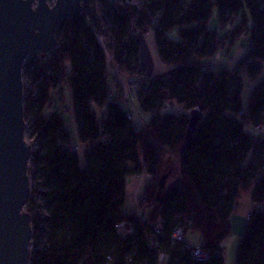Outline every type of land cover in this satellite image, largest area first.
Returning a JSON list of instances; mask_svg holds the SVG:
<instances>
[{
  "label": "trees",
  "instance_id": "obj_1",
  "mask_svg": "<svg viewBox=\"0 0 264 264\" xmlns=\"http://www.w3.org/2000/svg\"><path fill=\"white\" fill-rule=\"evenodd\" d=\"M123 1L100 0L94 28L85 15L65 20L48 65L32 70L36 94L26 102V115L38 145L32 168L42 192L27 204L31 212L38 209L30 264H158L160 254L168 256L166 264H224L221 247L246 190L256 207L236 264H264V140L246 129L264 125V81L254 84L264 62V0H140L138 7L120 8ZM215 9L222 26L238 19L227 33L209 26ZM149 29L168 77L149 76L142 64L133 33ZM242 36L248 56L232 70L213 71L216 53ZM116 70L138 83L139 105L153 114L143 129L128 117ZM111 75L117 91L109 85ZM245 78L254 84L246 110ZM65 89L86 147L81 157L63 116L51 111ZM168 102L203 115L191 136L190 113H170ZM99 109H106L101 117ZM162 152H179L181 178L158 198ZM144 173L151 181L138 201L140 213L126 210L127 181ZM38 195L39 206L33 200ZM124 222L129 235L117 231ZM178 227L185 237L190 231L202 236L208 260L196 261L187 239L173 242Z\"/></svg>",
  "mask_w": 264,
  "mask_h": 264
},
{
  "label": "water",
  "instance_id": "obj_2",
  "mask_svg": "<svg viewBox=\"0 0 264 264\" xmlns=\"http://www.w3.org/2000/svg\"><path fill=\"white\" fill-rule=\"evenodd\" d=\"M90 0H0V264H30L33 228L24 212L30 200L32 146L25 139L23 69L28 58L58 48L57 29L81 16ZM169 173L158 181L159 198Z\"/></svg>",
  "mask_w": 264,
  "mask_h": 264
},
{
  "label": "rangeland",
  "instance_id": "obj_3",
  "mask_svg": "<svg viewBox=\"0 0 264 264\" xmlns=\"http://www.w3.org/2000/svg\"><path fill=\"white\" fill-rule=\"evenodd\" d=\"M36 2L38 0H35ZM188 2L189 0H184ZM56 0H47V3L49 6L54 5ZM238 22V19L235 18L233 22L229 21L225 26H222L218 17V11L217 9L214 10L213 16L209 22V26L212 29H219L222 33H227L230 31L234 25ZM60 30V26L57 29V32ZM62 33L60 32V35ZM62 36V35H61ZM61 36H57V41L59 42V39ZM173 40H177V34L176 32H172L169 35ZM139 38L141 39V45H142V56L150 70V76L153 77H168L170 74L169 67L162 62L160 59L159 53H158V44L155 38V33L153 30H149L147 32L140 31ZM248 49V42L246 36H242L239 40H237L233 46H226L225 49H220L214 59L213 62L214 67L216 70L226 68L228 70H232L239 61L246 58L249 54ZM50 55H43L38 54L36 57L28 58L25 67L23 69V83H24V116H25V122H26V132H25V139L27 144L32 146V156L31 160L29 162V181H30V188H31V195L30 200L32 199L33 195H35L36 192H42V188L39 186L38 177L34 175L33 168H32V159L33 154L37 150L38 145L37 141L34 138L33 135H31V128H30V118L27 117L26 113V102L28 103L29 100H31L35 94H36V86L37 81L33 78V71L37 67H41L44 64L47 66V62L50 59ZM33 70V71H32ZM117 71V70H116ZM119 73L118 80L120 82V91L124 89L125 91V100L123 101V106L128 110H131L133 112V118H134V126L137 129H143L147 124L150 123V120L153 116L152 113L145 112L141 109L138 99L136 97L135 89L133 88V85L131 84L132 78L127 75V73H122L120 71H117ZM55 73L54 67L49 66L48 68V75L53 76ZM264 81V62L262 64V67L259 70V74L256 77V80L254 81V84L262 83ZM117 82V81H116ZM137 83V82H136ZM251 81L247 78L244 79V87H243V94H242V102L245 110L248 107L249 98L252 94L253 87L251 85ZM135 84V83H134ZM109 85L113 91H117V85L115 83L114 76L111 75L109 78ZM123 87V89H122ZM133 91V92H132ZM167 110L170 113L180 114V113H190L187 109L184 108L183 105L178 104L176 102H168L167 104ZM51 111H58L64 118L66 129L70 132L72 142H76L75 137V131L73 127V112H72V99H71V93L70 90L65 89L62 94L57 96V99L53 102V107H51ZM102 110H98V116L101 117ZM191 124L189 128V136L192 135L194 132V129L197 124V118L195 114H191ZM247 131L256 134L252 128L247 126ZM79 149V148H78ZM80 153V151H79ZM81 157V153H80ZM168 171V172H167ZM166 173H169V177L166 182V189H169L170 187L174 186V182L181 178V162H180V155L179 152H170V153H161V166L159 169V175L160 177ZM159 177V179H160ZM158 179V181H159ZM151 181V177L148 173H144L141 176H133L130 177L127 181V194L128 197L126 199L125 203V209L129 210L131 212H138V201L141 199L146 191L147 184ZM250 190L242 191L240 196L237 198L238 207L237 211H235L234 215L236 214L239 216L242 213V208L244 205V198L242 196L244 194L250 193ZM29 200V202H30ZM34 202L37 206L40 205V195L34 196ZM29 202L27 204H29ZM24 212L28 213L31 216V221L37 213L38 209L35 212H31L28 210L27 205L24 207ZM233 218V216H232ZM33 228V223H32ZM242 237V236H241ZM241 237L239 238V241L241 240ZM187 243L193 247L198 248L201 247L203 244V238L202 236L197 232H188L186 235ZM238 241V242H239ZM33 245L34 240L32 239L31 242V255L33 252ZM237 243V236L232 234L223 242L222 244V253L224 257V264H236V251L238 248Z\"/></svg>",
  "mask_w": 264,
  "mask_h": 264
},
{
  "label": "crops",
  "instance_id": "obj_4",
  "mask_svg": "<svg viewBox=\"0 0 264 264\" xmlns=\"http://www.w3.org/2000/svg\"><path fill=\"white\" fill-rule=\"evenodd\" d=\"M135 32V31H134ZM139 33L140 32H135V39L137 41V43L139 44L140 46V55H141V58H142V64L143 66L146 68L147 72H148V75L150 76V70L142 56V45H141V39L139 38ZM110 58V55H108V59ZM108 63V68L111 70V71H114L116 68V66L114 65V63L112 62L111 58L109 59V61L107 62ZM214 62L212 61V64H211V68L213 71L215 72H219L221 70H228L226 68H222V69H218L216 70L215 67H214ZM170 75V74H169ZM116 85H117V82L115 81ZM252 87H254V84L251 83ZM123 89V87H122ZM133 92V91H132ZM120 94H123L125 95V91L124 89L122 91H120ZM129 110V109H128ZM132 115H133V112L131 110H129ZM72 112H73V108H72ZM102 114H105L106 113V109H103L102 111ZM192 115L195 114L197 115L196 118H197V124H196V127L197 125L199 124V122L201 121V119L203 118V115L198 112L197 110L195 111H191L190 112ZM133 121H134V118H133ZM73 127H74V131H75V139H76V142H72V146L75 147L78 152L80 151L81 155L84 154L85 150H86V147L81 145L79 143V140H78V135H77V128L75 126V123H74V118H73ZM195 127V128H196ZM252 128V127H251ZM195 130V129H194ZM252 130H254V132L256 133L255 135L257 136V139L258 140H262L261 138V135L254 129L252 128ZM79 148V149H78ZM168 172V171H167ZM151 177V176H150ZM251 191V190H250ZM241 194V193H240ZM239 194V196H240ZM238 196V197H239ZM245 197V198H244ZM242 198H244V205H243V210H242V213L237 216L236 214L234 215L233 214V218L231 217V226H232V231H233V235H236L237 236V243L239 244V238L242 236H244V234L246 233L247 231V228H248V224H249V217H250V214L251 212L253 211V209L256 207V205L254 204L253 200H252V191L250 193H246L242 196ZM258 207H261V205H258ZM237 208L238 207V202L236 201V204H235V211H237ZM138 209H139V205H138ZM138 212L140 213V209L138 210ZM232 234V233H231ZM241 237V238H242ZM239 241V242H238ZM203 245V244H202ZM222 249V247H221ZM237 252V251H236Z\"/></svg>",
  "mask_w": 264,
  "mask_h": 264
},
{
  "label": "built area",
  "instance_id": "obj_5",
  "mask_svg": "<svg viewBox=\"0 0 264 264\" xmlns=\"http://www.w3.org/2000/svg\"><path fill=\"white\" fill-rule=\"evenodd\" d=\"M38 2L39 0L36 2L34 0L33 3V9L35 10L38 6ZM47 2V0H46ZM57 2V0H56ZM56 2L54 3V5L56 4ZM48 4V3H47ZM54 5L52 6H48L50 8H52ZM126 5H130V6H135L138 7L140 5V0H124L122 3H119V7H126ZM102 4L100 2V0H90V2L88 4H84L83 5V12H82V16L85 15L86 18V22L89 24L90 28H94L93 26V22H92V15L97 11L98 7H101ZM155 22V21H154ZM152 30V29H149ZM133 35H135V32L133 33ZM141 79V78H140ZM138 86V83L133 84V88L136 90V87ZM128 117L130 120L133 119V115L131 113L128 114ZM255 130L261 135L262 140H264V125L260 126V127H256ZM117 231L122 234V235H129L132 233V229L130 227H128V225L124 222L121 223L117 226ZM157 233L159 234L160 231L157 230ZM171 239L173 240V242H178V243H185V231L183 227H178L177 229L174 230ZM187 250H190V252L193 255V258L196 261L199 262H203L208 260L209 256L208 254L205 252L204 249L198 247V248H193L190 245H186L185 247ZM168 261V256L165 254H160L158 257V264H166Z\"/></svg>",
  "mask_w": 264,
  "mask_h": 264
}]
</instances>
